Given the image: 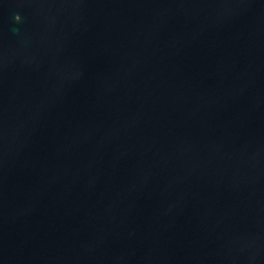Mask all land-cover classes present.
Here are the masks:
<instances>
[{
    "label": "water",
    "instance_id": "95a60500",
    "mask_svg": "<svg viewBox=\"0 0 264 264\" xmlns=\"http://www.w3.org/2000/svg\"><path fill=\"white\" fill-rule=\"evenodd\" d=\"M0 264H264V0H0Z\"/></svg>",
    "mask_w": 264,
    "mask_h": 264
}]
</instances>
